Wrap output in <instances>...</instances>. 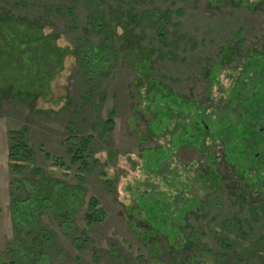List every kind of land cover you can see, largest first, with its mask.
<instances>
[{
    "label": "rangeland",
    "instance_id": "374dc122",
    "mask_svg": "<svg viewBox=\"0 0 264 264\" xmlns=\"http://www.w3.org/2000/svg\"><path fill=\"white\" fill-rule=\"evenodd\" d=\"M263 45L253 0H0V264H264V176L215 136ZM154 83L215 123L159 122Z\"/></svg>",
    "mask_w": 264,
    "mask_h": 264
},
{
    "label": "trees",
    "instance_id": "16d2710c",
    "mask_svg": "<svg viewBox=\"0 0 264 264\" xmlns=\"http://www.w3.org/2000/svg\"><path fill=\"white\" fill-rule=\"evenodd\" d=\"M253 2H260L264 5V0H253ZM225 55V51L221 53L220 64L223 63L222 60H224ZM218 67H220L219 64L216 68ZM140 69L142 73L147 72V63L141 62ZM154 86L158 89L157 92H159V97H157L158 102L155 105L158 112L161 111L159 113L160 115H158L159 122L164 117L170 119L171 113L174 111H178L184 116H189L191 121L185 127V135L197 132L198 130L206 131L209 124L215 123L214 120L212 121L208 115H205L201 111L193 114L191 110L194 105L185 101L181 102L175 93L169 91L163 93L162 86L157 87L155 83ZM229 95L231 97L229 107L217 119L215 136H218L224 141L225 152L231 160L239 156L249 158L251 162L249 166L233 164L236 165L241 175L244 174L246 180L251 183V172L253 170L256 171V178L264 176V161H262L264 158V45L262 50L244 57L243 71L236 79L234 87L229 91ZM27 133V128L14 130L9 133L11 141L9 162L11 168L21 170L33 164L34 152L28 144ZM37 170L40 171L39 168ZM49 181L51 180L48 179V183ZM35 192L36 200L40 204H44L46 202V196L37 190ZM71 192L73 191L71 190ZM63 199H65L64 196ZM68 199L69 201L67 199L66 201L72 203L74 196L71 195ZM16 201L15 208L19 220H21L20 223L27 224L29 222V224H32L31 221L35 218V211H38L41 207L33 204L30 207L33 209L31 212H29L28 208L24 209L30 215V221L24 222L23 218L25 217L22 216L23 206L19 203V200ZM147 209L150 214V207L147 206ZM93 217L94 215H87L89 221Z\"/></svg>",
    "mask_w": 264,
    "mask_h": 264
}]
</instances>
